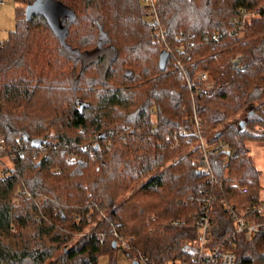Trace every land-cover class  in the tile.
Masks as SVG:
<instances>
[{
	"label": "trees",
	"instance_id": "1",
	"mask_svg": "<svg viewBox=\"0 0 264 264\" xmlns=\"http://www.w3.org/2000/svg\"><path fill=\"white\" fill-rule=\"evenodd\" d=\"M59 1L69 10L63 31L19 6L0 41V134L9 145V162L0 159V264H100L103 255L116 264L118 249L134 264L140 255L152 264L189 258L206 199L213 238L232 232L227 205L264 195L247 147L264 142V8L241 35L230 30L264 0H157L158 23L141 0ZM237 52L245 72L231 68ZM201 71L218 84L192 92L186 76L199 84ZM180 128L187 133L176 142L168 134ZM200 136L216 181L199 173ZM115 232L132 238L128 249L114 246ZM235 241V264H264V225Z\"/></svg>",
	"mask_w": 264,
	"mask_h": 264
},
{
	"label": "built area",
	"instance_id": "2",
	"mask_svg": "<svg viewBox=\"0 0 264 264\" xmlns=\"http://www.w3.org/2000/svg\"><path fill=\"white\" fill-rule=\"evenodd\" d=\"M6 0H0V6L5 4ZM141 3L146 7L149 17L155 21L159 22V13L157 7V0H141ZM264 8V3L258 7L254 12L248 13L243 12L238 15L234 20V25L230 30L233 36H239L243 33L244 29L247 27L249 19L253 15H258L261 9ZM160 38H165V32L160 29L158 32ZM231 68L235 72H245L248 69V63L245 56L241 52H237L232 55L229 59ZM183 68V65H180ZM199 84H195L188 76H186V82L192 92H196L202 89H210L218 84L216 78H214L209 72L201 71L198 76ZM196 117V116H195ZM195 124L199 127L200 121L196 117ZM187 133L185 128H180L168 136L173 137L176 142H178V137ZM199 143L203 147V152L198 160L199 171L204 174L208 182L216 181V176L213 171L212 163L209 157V147L207 146V141L205 137L200 136ZM223 146V145H221ZM12 158L15 156L12 154ZM0 159L9 161V145L3 135L0 134ZM7 170V165H3L1 173L5 174ZM242 192H247V187H240ZM230 215L234 218V229L229 234L224 237L215 240L212 236V217H211V203L209 199L204 200L198 206V210L193 216V224L197 231V236L189 242L187 246V251L189 252V258L176 259L175 261L168 262L166 264H235L236 263V241L235 238L238 235H243L246 239H251L253 236L259 233L261 227L264 223H259L253 219L254 215L264 216V195L258 204L239 207L236 204L227 205ZM89 220L91 218L89 217ZM186 219H177L173 221L175 226L186 225ZM116 237V245L121 248L128 249L130 247V239L126 238L117 232L114 233ZM100 241L103 242L105 239V233L101 232ZM141 264H152L149 263L147 256H139Z\"/></svg>",
	"mask_w": 264,
	"mask_h": 264
},
{
	"label": "rangeland",
	"instance_id": "3",
	"mask_svg": "<svg viewBox=\"0 0 264 264\" xmlns=\"http://www.w3.org/2000/svg\"><path fill=\"white\" fill-rule=\"evenodd\" d=\"M21 6V9H26L28 5H24L22 3H18L15 0H6L5 4L0 6V41L5 40L8 37L9 31L14 30L16 27V10L17 7ZM240 114H236V117H239ZM247 147L249 149V153L252 156L255 165L260 170V184L263 187L264 191V142L259 141H248ZM6 164L9 162L5 161ZM147 176L143 177L136 186H140L143 182H145ZM85 232V231H84ZM81 233L79 236H82ZM78 236V237H79ZM117 263L116 264H134V259L127 252L122 249H118L117 251ZM100 264H109L108 255H103L100 257Z\"/></svg>",
	"mask_w": 264,
	"mask_h": 264
},
{
	"label": "water",
	"instance_id": "4",
	"mask_svg": "<svg viewBox=\"0 0 264 264\" xmlns=\"http://www.w3.org/2000/svg\"><path fill=\"white\" fill-rule=\"evenodd\" d=\"M39 11L45 15V17L49 20L52 26L58 30L63 31L61 27V18L65 17L69 14L68 7H66L59 0H37L32 4H29L26 7V16L30 17V13ZM170 52L166 49L162 50L159 57V65L162 70H165L167 61L169 58ZM242 126L244 122L240 123ZM200 173V171H199ZM114 246H116V242H114Z\"/></svg>",
	"mask_w": 264,
	"mask_h": 264
},
{
	"label": "crops",
	"instance_id": "5",
	"mask_svg": "<svg viewBox=\"0 0 264 264\" xmlns=\"http://www.w3.org/2000/svg\"><path fill=\"white\" fill-rule=\"evenodd\" d=\"M10 31H11V30H10ZM10 31H9V32H10Z\"/></svg>",
	"mask_w": 264,
	"mask_h": 264
}]
</instances>
